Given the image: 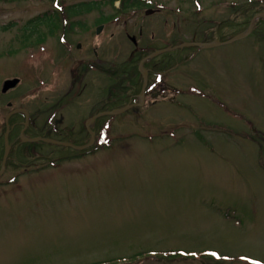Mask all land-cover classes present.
Wrapping results in <instances>:
<instances>
[{
	"label": "rangeland",
	"instance_id": "obj_1",
	"mask_svg": "<svg viewBox=\"0 0 264 264\" xmlns=\"http://www.w3.org/2000/svg\"><path fill=\"white\" fill-rule=\"evenodd\" d=\"M248 1L0 0V170L10 126L0 264H264L260 19L239 41L145 61L143 69L168 63L164 77L153 74L164 94L150 95L144 108L99 116L85 150L24 141L22 117L11 112H36L50 139L87 145L83 120L127 106L107 101L129 92L124 80L142 82L140 57L245 33ZM82 2L96 5L64 11ZM56 12L54 23L30 31L29 21ZM93 47L104 73L89 76L99 85L81 92L78 74ZM100 96L103 108L89 100Z\"/></svg>",
	"mask_w": 264,
	"mask_h": 264
},
{
	"label": "flooded vegetation",
	"instance_id": "obj_2",
	"mask_svg": "<svg viewBox=\"0 0 264 264\" xmlns=\"http://www.w3.org/2000/svg\"><path fill=\"white\" fill-rule=\"evenodd\" d=\"M133 38L135 40H133ZM133 38H131L132 41L134 42L135 45H137L136 38L135 37H133ZM138 48H140V46H138ZM78 49L79 50L82 49V44H78ZM140 53H142V52H138L137 55H141ZM69 54H70V51L67 50V52L65 53V56L67 57ZM92 54H93V57L85 58L83 60V64L81 65V67L85 70V72L83 74H78V76L80 77L81 85H82L81 92L85 91L86 90L85 88H87L89 84L92 85V86H98L99 85V80L97 78L94 81V80H92V78L87 79L89 76L91 77V75L97 74L98 77H101V73L102 74L104 73V59L101 57L99 48L98 47L97 48L93 47L92 48ZM165 54L166 53H163V54L158 55L156 57L159 58V57L164 56ZM147 55L151 56L152 54L151 55L150 54H146L144 56V58L140 57V62L141 63L139 62L140 63L139 66L141 65V68H142L141 70H142V73H143V80L141 79L142 82L132 85V84H130V82L127 83V81L124 80V82H122L120 84V87H121L122 90L124 89V91H126V89L128 87L129 88V90H128L129 92L127 94H124L123 96L120 95V96H116V97H109V99L107 101V107L114 106V105H120L123 102L124 106H126V105L130 106L128 110L144 108L147 105L146 104L147 103V99L149 98L150 95L154 94L155 92H159V91H161V95L164 94L163 92H165V89H164L165 84L163 82V79H162V82H161L162 88L158 89L157 88L158 83H157V80L155 79V77L160 75L161 78H162V77H164L166 75L167 71L169 70L168 63L165 62L163 64L164 66H162L160 64L159 68L157 67L158 68L157 70L156 69L154 70L152 68L143 69L145 61H147V60H145L146 59L145 57ZM149 56H148V58H149ZM156 57L151 58V60L155 59ZM178 63L179 62H177V64ZM153 74H155L156 76H154ZM153 76H154V78H153ZM81 77H83V78H81ZM100 84H102V80H101ZM120 87H119V89H120ZM156 89H158V90H156ZM13 90H14V87H13ZM100 91H101V89H100ZM81 92L76 96V98L81 94ZM89 100H95V103H97V104L102 102L101 103V107L103 108V102H104L103 97H101V98L92 97ZM10 104L11 103H9L8 105H10ZM109 108L112 109V107H109ZM111 109H109V110L111 111ZM15 110H17L16 111V115L22 117V120L17 123L19 125V127L21 125V130L20 131L21 132L24 131V133L27 136L29 135L28 136L29 139L36 138L38 136L42 137V138H50L51 131L48 130L46 132V129H48V125L46 127H44L46 129H44L43 133H42V131H41L42 128H41V126L38 124V122L36 120V117H37V113L36 112L35 113L34 112H30L29 110H26V108H24V107H19L17 109H13L12 108L11 112H13ZM105 110H106V108H103L102 112H100V113H104ZM97 115L98 114H94L91 117H88L85 120H83L84 121V125H85L86 128H88L90 134H91L92 130L89 128V126L90 127H92V126L94 127L95 123L99 121L100 117L95 118ZM58 122H60V120H58ZM55 127H56L55 126V121L51 122L49 124V128H52L53 131H54ZM92 132L94 133V135L96 137L95 132L94 131H92ZM46 133H49V134H46ZM31 134H35V135H31ZM26 156H28V155L26 154ZM34 156L41 157L39 153L38 154H34ZM28 163L29 162H22L21 164L26 166V165H28ZM25 170L29 171L28 169H25ZM11 181H13V180H11ZM15 181H16V178H15V180L13 182H15Z\"/></svg>",
	"mask_w": 264,
	"mask_h": 264
},
{
	"label": "water",
	"instance_id": "obj_3",
	"mask_svg": "<svg viewBox=\"0 0 264 264\" xmlns=\"http://www.w3.org/2000/svg\"><path fill=\"white\" fill-rule=\"evenodd\" d=\"M153 13H154V10H148L146 12L147 15H151ZM260 18H264V13H261V14L257 15L255 18H253V20L250 23L249 28L247 29V31L245 33H243L241 35H238V36H235V37H232V38H230L227 41L223 42L221 40H217V41L212 42V43L186 42V43H182V44H180V45H178L176 47H173V48L170 47V48H165V49L159 50V51L153 53L151 56H149V58H153L155 56H158V55H160L162 53H166V52L171 51V50L183 49V48H186V47L213 48V47L221 46V45H224V44H230V43L239 41L241 39L246 38L251 33V31H252V29H253V27L255 25V22L257 20H259ZM103 29H104V26H100L97 29V33L100 34L103 31ZM133 40H135V39L133 38ZM149 58H146L145 60H147ZM18 83H19L18 79L6 81L4 83V87H3L2 92L6 93L9 89L15 87ZM128 108H129V106H126L124 108L117 109V110L112 111V112H104V113L99 114L97 117L104 116V115H113V114H116V113H119V112H124V111L128 110ZM9 131H10V126L7 123V133L5 135V154H4V159H3V165H2V168L0 170V176L5 171V164H6L7 157H8L9 151H10V146H9V143H8V133H9ZM23 140L26 141V142L27 141L34 142V141L43 140L44 142L52 143V144H55V145H63V146H66V147H71V148L77 149V150H85V149L91 147L94 144V134L92 133L91 142L89 144H87V145H84V146H76V145H74L72 143L62 142V141H58V140H54V139H50V138H39V137L38 138H32V139L23 138Z\"/></svg>",
	"mask_w": 264,
	"mask_h": 264
},
{
	"label": "trees",
	"instance_id": "obj_4",
	"mask_svg": "<svg viewBox=\"0 0 264 264\" xmlns=\"http://www.w3.org/2000/svg\"><path fill=\"white\" fill-rule=\"evenodd\" d=\"M113 1L114 0H112V2ZM94 5H96V4L95 3L82 2V3L76 4V5L68 6L67 8H65L64 11L67 12L68 15H73V14H77L81 11L89 10ZM246 7H247V20H246V22L249 25V23L251 22V20L255 16H257L261 13H264V0H250V1H248V4ZM56 16H57V12L56 13H50V14L47 13L44 16H40V17H37L35 19H32L31 21H29V25L31 26L30 31L36 32V27L40 23H43V22H45L47 24L54 23L55 21L53 20V18H56ZM246 22H245V24H246ZM258 23H259V25H264V18H260ZM237 34H238L237 32H235V33L233 32L232 35L228 36V38H232V37L236 36ZM138 256H141V254ZM138 256H136V257H138Z\"/></svg>",
	"mask_w": 264,
	"mask_h": 264
}]
</instances>
